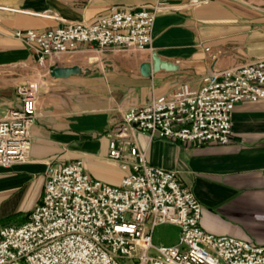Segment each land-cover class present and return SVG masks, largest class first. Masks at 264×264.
<instances>
[{"label": "crops", "instance_id": "1", "mask_svg": "<svg viewBox=\"0 0 264 264\" xmlns=\"http://www.w3.org/2000/svg\"><path fill=\"white\" fill-rule=\"evenodd\" d=\"M155 4L160 8L153 39L144 50L83 43L41 65L34 48L12 35L14 29L44 31L92 20L116 6ZM0 30V118L20 103L17 86L30 82L39 67L44 72L30 159L0 166V206L19 205L27 196L35 206L49 163L61 167L82 159L90 175L120 184L125 172L108 157L107 130L126 107L182 82L198 87L207 72L236 70L264 58V8L243 0H0ZM153 54L176 67L154 70ZM54 65H78L83 72L55 77ZM232 128L227 144L152 139L139 131L133 141L149 163L176 170L182 185L193 189L202 204L204 229L264 244V99L239 101Z\"/></svg>", "mask_w": 264, "mask_h": 264}, {"label": "built area", "instance_id": "2", "mask_svg": "<svg viewBox=\"0 0 264 264\" xmlns=\"http://www.w3.org/2000/svg\"><path fill=\"white\" fill-rule=\"evenodd\" d=\"M159 8L116 6L92 20L44 31L14 29L12 35L34 48L41 65L83 43L144 50L152 43ZM17 91L20 103L0 118L2 167L27 162L31 155L38 84L23 83ZM263 99L260 58L236 70L207 72L198 87L182 82L126 107L107 130L108 157L125 172L120 184L90 175L82 159L61 167L49 163L43 195L26 220L0 225V264H264V244L204 229L193 189L182 185L176 170L149 163L133 141L139 131L152 139L227 144L236 104ZM161 224L178 228L176 243H155Z\"/></svg>", "mask_w": 264, "mask_h": 264}, {"label": "rangeland", "instance_id": "3", "mask_svg": "<svg viewBox=\"0 0 264 264\" xmlns=\"http://www.w3.org/2000/svg\"><path fill=\"white\" fill-rule=\"evenodd\" d=\"M247 3L264 8V0H243ZM38 68V67H37ZM40 70V71H39ZM41 67H39L35 74L31 75L29 81L33 83H40ZM32 197V196H31ZM32 198L27 196L26 199L19 205H1L0 206V225L4 224H19L26 220L28 213L34 206L32 205ZM178 238V229L170 225H159L154 231V241L159 244L161 241L165 243L176 240Z\"/></svg>", "mask_w": 264, "mask_h": 264}, {"label": "water", "instance_id": "4", "mask_svg": "<svg viewBox=\"0 0 264 264\" xmlns=\"http://www.w3.org/2000/svg\"><path fill=\"white\" fill-rule=\"evenodd\" d=\"M145 66H148L147 64ZM175 64L170 61L160 58L157 54H153V69L158 70L160 68L172 69L175 68ZM83 69L78 65H54L51 69V74L55 77L68 76L72 73H82Z\"/></svg>", "mask_w": 264, "mask_h": 264}]
</instances>
